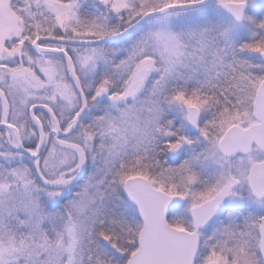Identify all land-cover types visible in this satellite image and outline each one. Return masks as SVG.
Returning a JSON list of instances; mask_svg holds the SVG:
<instances>
[{"label": "snow or ice", "instance_id": "1", "mask_svg": "<svg viewBox=\"0 0 264 264\" xmlns=\"http://www.w3.org/2000/svg\"><path fill=\"white\" fill-rule=\"evenodd\" d=\"M0 264H264V0H0Z\"/></svg>", "mask_w": 264, "mask_h": 264}]
</instances>
